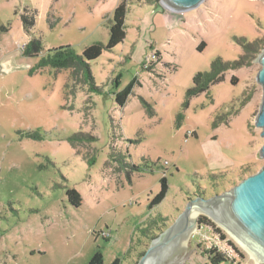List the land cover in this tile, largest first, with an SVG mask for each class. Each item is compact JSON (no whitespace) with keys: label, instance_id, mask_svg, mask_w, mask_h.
I'll return each instance as SVG.
<instances>
[{"label":"rangeland","instance_id":"rangeland-1","mask_svg":"<svg viewBox=\"0 0 264 264\" xmlns=\"http://www.w3.org/2000/svg\"><path fill=\"white\" fill-rule=\"evenodd\" d=\"M121 1L0 0V264H87L98 249L105 264L116 257L137 264L200 189L204 197L222 193L264 165V137L255 126L263 97L258 53L208 91L187 96L194 75L216 58L239 59V38L260 40L263 50L264 0H205L184 11L186 22L173 30L157 2L126 0V38L90 63L102 93L67 69L29 72L52 48L71 45L82 53L107 43L109 18ZM27 7L37 12L30 32L21 19ZM33 37L43 51L28 57L22 50ZM134 78L121 107L116 94ZM79 132L96 139L71 142ZM163 176L168 192L151 207ZM68 188L82 195L80 207L69 202ZM201 215L213 225L198 223L186 242L183 236L161 249L165 240L153 261L213 264L205 251L214 244L233 255L219 264H264Z\"/></svg>","mask_w":264,"mask_h":264},{"label":"trees","instance_id":"trees-1","mask_svg":"<svg viewBox=\"0 0 264 264\" xmlns=\"http://www.w3.org/2000/svg\"><path fill=\"white\" fill-rule=\"evenodd\" d=\"M149 3L158 2L160 0H147ZM30 9L27 7L24 10V13L21 15V19L23 22L24 28L30 32L36 24V11L32 10L30 13ZM128 13V7L126 0L121 1L113 10L111 17L109 18V38L107 43H103L100 41H96L88 46H86L82 53H78L71 45L60 46L57 48H52L48 50V52L41 56L38 63L32 66L29 69V72L32 74L42 68L52 67L57 70L67 69L70 71V77L76 81H80L85 85H88L89 91H94L97 93H102V88L97 86L95 83V79L90 70V63L93 60L99 58L104 51H112L118 44L122 43L126 38V17ZM107 18V17H106ZM2 30H7V28L3 27ZM240 43L244 46V53L240 55L239 59L234 61H223L221 58H216L210 69L207 71L197 72L193 77V85L187 89V96L193 97L199 95L204 91H208L210 86L216 82H219L224 79V73L230 69H238L245 65H248L251 56H253L254 52L259 53L258 45L260 44V40H255L253 42L248 41L246 38H239ZM205 46V43L202 42L198 49L202 50ZM43 51V43L40 37H33L27 43H25L24 48L22 50L23 55L28 57L39 56ZM156 55L159 56V52H156ZM151 69V66L148 70ZM235 80H233L234 82ZM137 82V79L134 78L123 90L119 91L116 94V101L118 105L123 107L126 104V101L129 95L132 92L134 84ZM183 114H178V119H182ZM217 122H215V126H217ZM26 135L32 138H42L43 135L38 131L26 132ZM70 141L75 142H83V141H91L96 138L90 134H86L83 132L75 133L69 137ZM135 169H140L138 166H133ZM247 168V167H246ZM246 169V171H248ZM222 176V175H221ZM211 178L216 179L217 175L212 173L210 174ZM161 188L159 193L151 200L150 206L160 204L166 194L168 192V181L166 176H163L160 180ZM203 190L200 189L199 195H203ZM67 196L69 202L75 206L80 207L82 204V195L75 188L67 189ZM200 225H213L211 220L205 216L201 215L198 219ZM218 230V229H217ZM221 233V232H218ZM221 238H224V235H220ZM155 235L153 236V238ZM144 254V252H143ZM142 254V255H143ZM205 254L208 255L209 261L213 264H219L223 261H226L225 255L217 252L216 248H210L208 251H205ZM141 255V256H142ZM87 264H105V258L103 252L98 249L88 261ZM109 264H121V260L119 257L113 259Z\"/></svg>","mask_w":264,"mask_h":264},{"label":"water","instance_id":"water-1","mask_svg":"<svg viewBox=\"0 0 264 264\" xmlns=\"http://www.w3.org/2000/svg\"><path fill=\"white\" fill-rule=\"evenodd\" d=\"M205 0H160L169 10L184 12L200 6ZM254 62L261 65L257 73V82L263 88L262 103L255 120V126L262 129L264 137V48ZM264 159V143L260 148ZM200 210L226 228L258 262L264 263V165L254 174L243 178L233 187L211 197L199 195L187 202L184 210L174 223L153 240L152 247L145 252L137 264H159L154 262L152 254L164 242V248L184 233L191 225H198V217L190 225L186 224L193 210ZM158 250V249H157Z\"/></svg>","mask_w":264,"mask_h":264},{"label":"crops","instance_id":"crops-1","mask_svg":"<svg viewBox=\"0 0 264 264\" xmlns=\"http://www.w3.org/2000/svg\"><path fill=\"white\" fill-rule=\"evenodd\" d=\"M158 6L161 7V16L164 21L165 27L168 30H173L179 26L181 22H186L185 15L183 12H175L164 7L160 1L157 2Z\"/></svg>","mask_w":264,"mask_h":264},{"label":"bare ground","instance_id":"bare-ground-1","mask_svg":"<svg viewBox=\"0 0 264 264\" xmlns=\"http://www.w3.org/2000/svg\"><path fill=\"white\" fill-rule=\"evenodd\" d=\"M200 213H201V211L200 210H197V209H195V210H193L191 213H190V215H189V217H188V220H187V222H186V224H192L195 220H196V218L200 215ZM196 230V225H191L190 227H188V229L184 232V233H182L181 235H179L178 237H177V240L176 241H179L183 236H185V238H184V242H186L187 240H188V238H189V236H190V234L192 233V232H194ZM231 234V233H230ZM232 235V234H231ZM239 242V241H238ZM243 246V245H242ZM250 254V253H249ZM252 257V256H251ZM253 258V257H252ZM254 259V258H253ZM255 260V259H254ZM256 261V260H255Z\"/></svg>","mask_w":264,"mask_h":264},{"label":"built area","instance_id":"built-area-1","mask_svg":"<svg viewBox=\"0 0 264 264\" xmlns=\"http://www.w3.org/2000/svg\"><path fill=\"white\" fill-rule=\"evenodd\" d=\"M156 56H157L156 54H152V53L150 55H148L147 58H146V60H145V62H144V64H143V68L146 69V70H148L150 68L151 64L154 62V60H157L156 59L157 58ZM216 243H217V246H218L219 245V242H216ZM212 246H213V248H216L217 252L225 255L226 258H228V259L233 256L232 253L229 250H227V249L226 250H223L221 252L216 247V245L212 244ZM232 260H234V259H232Z\"/></svg>","mask_w":264,"mask_h":264},{"label":"flooded vegetation","instance_id":"flooded-vegetation-1","mask_svg":"<svg viewBox=\"0 0 264 264\" xmlns=\"http://www.w3.org/2000/svg\"><path fill=\"white\" fill-rule=\"evenodd\" d=\"M223 240V239H222ZM231 248V247H230ZM231 251L234 252L235 250L233 248H231ZM236 252V251H235Z\"/></svg>","mask_w":264,"mask_h":264}]
</instances>
